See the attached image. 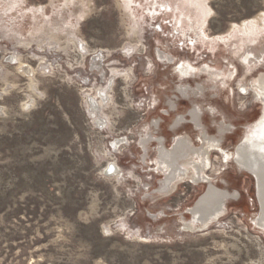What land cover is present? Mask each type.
<instances>
[{
    "label": "rangeland",
    "instance_id": "374dc122",
    "mask_svg": "<svg viewBox=\"0 0 264 264\" xmlns=\"http://www.w3.org/2000/svg\"><path fill=\"white\" fill-rule=\"evenodd\" d=\"M15 1H0V10L12 4L0 21V264H264L252 176L211 151L206 173L240 197L217 223L191 229L189 208L205 185L181 180L157 193L165 176L158 143L147 142L163 136L170 148L178 133L201 146L199 130L178 117L193 106L176 90L175 65L188 59L225 74L236 68L224 88L207 87L196 101L209 134L224 115L235 125L222 148L255 122L261 105L249 85L264 72V0ZM96 51L103 77L91 69ZM248 54L263 58L249 67ZM19 64L35 70L33 80ZM99 88L106 97L95 100L94 118L87 101Z\"/></svg>",
    "mask_w": 264,
    "mask_h": 264
},
{
    "label": "bare ground",
    "instance_id": "6f19581e",
    "mask_svg": "<svg viewBox=\"0 0 264 264\" xmlns=\"http://www.w3.org/2000/svg\"><path fill=\"white\" fill-rule=\"evenodd\" d=\"M4 1L5 2L9 1L12 4L16 3L15 0H4ZM12 4L8 3L5 9L0 10V21H5L4 15H6L7 11L11 9ZM78 11L81 12L80 7H78ZM259 19L260 18L257 17L255 20H252L250 22H243L241 25L242 29L248 31L249 27L252 26L256 27L255 22L259 21ZM6 27L10 29L9 34H13L14 30L13 28H11L12 24L8 23ZM0 28H1V24H0ZM194 31L196 34L198 33L197 30ZM4 36L6 37L5 34L0 33V37L4 38ZM16 36L17 37L15 38L16 40L15 42L18 43L20 40L19 35L16 34ZM43 38L46 41L45 44H47L48 46H52L53 41L51 40L50 34H48V37L43 36ZM154 50L156 51L157 49L155 48ZM89 55L92 59L91 69L94 71L96 70L100 74V77H103L104 67L101 63L102 62L101 59L104 56L102 52L96 51L95 53ZM163 56H164L163 53L158 52L157 59L159 61H163L164 60ZM262 58L263 55L261 54L256 56L255 54L254 55L248 54L246 56L245 62L249 67H253L258 62L256 60ZM11 60L12 61L15 60L14 54L11 57ZM173 60L174 59L172 57L168 56L166 62L172 63ZM229 66H231L232 68L229 67L231 70H229L228 73L225 74L226 72L223 69L213 67L209 64L195 66L191 61H189V59L184 61H179V63L175 65L174 71L178 73V78L180 79L176 87V90L184 100H190L193 103V106L189 110L188 115L185 116L183 114H179L178 117L180 120L194 124L196 129L199 130L200 136L198 140L201 146L199 148L194 147L192 143L193 141L188 134L182 135L175 133V137L173 136L174 138L170 148H168L165 145V139L163 136H154L152 134L148 135L149 140H147V142L154 141L158 143V145H156L155 163L157 165V170L162 172L165 176L164 181H162L160 185V189L157 190V193L171 190L173 187H175L177 182L181 180H185V181L189 180L194 183H203L205 185V188L203 192L195 199L194 201L195 204L193 203L194 206H198V207H194L192 205L189 208L191 213V219H187L185 225L187 227H190L191 224L193 225V227L196 225H197L196 227L199 226L205 227L211 223H217L219 218L222 217L224 214H226L228 209L227 203L229 199L240 197V193L237 190L230 191L228 188H226L227 187L226 180L224 179L222 180L221 183H223L225 187L221 188L216 184V180L206 173V171L210 168V163H211L209 154L211 151L217 150V152H219V154L222 156L223 162L227 163L228 161H232L240 171L246 172L252 176L256 188L255 190L256 200L259 205V211L252 218V222L255 224L256 228H258L261 232L264 233V72H259L255 76V78L251 80L249 85V90L253 95L252 96L253 99L255 100V102L261 105L260 114L255 120V122L247 127L242 137L232 147V149L225 150L224 148H222V143L225 139V135L235 130V125L232 123L226 124L225 120L228 118L224 115L220 120V124L217 127L218 134L217 135L209 134L201 121L203 108L198 104H196L197 103L196 101H198L199 96H201L202 94L204 95V92L206 91L207 87L213 91L220 90L221 88L220 86L224 88V86H226V84L228 83V80H231L233 78V76L235 75L236 68L232 64ZM227 67L228 64H225V68ZM17 68L19 71H21V73H23L25 76L33 80L32 78L35 74V70L31 66L27 64H19ZM3 70L4 69L0 67L1 76ZM201 75H204L205 78ZM189 79L193 80V84L189 81ZM239 91L243 92L242 89H239ZM105 93H106V89L99 88L96 93V96H90V95L88 96L87 102L90 103L89 105L91 106L93 105L92 108L93 111L94 108L97 109L95 100L100 99L102 104L104 97H106ZM223 97L225 96L223 95ZM169 103L171 105L170 108L176 110L177 102L170 101ZM206 110L211 112L212 115L215 114V111H213L214 106L212 104H209V107ZM91 113L93 114V117L96 118L95 111L94 113L91 111ZM161 113L164 116L169 114L167 109L165 111L163 110V112ZM188 117L189 120L187 121ZM179 119L178 121L174 119L175 122L172 124L173 129H176L177 125L181 123L179 122ZM153 122L157 125H159L160 123L157 122L156 119ZM146 138L147 137H145L143 141H145ZM112 144L111 145L114 148L118 145L117 141H115ZM143 148H144V152L146 153L147 151L146 148L145 147ZM143 156L146 157L144 153ZM113 169L114 168L109 166L107 168V173L111 172ZM197 208H201V210L200 209L198 210ZM190 228L192 229V227Z\"/></svg>",
    "mask_w": 264,
    "mask_h": 264
},
{
    "label": "water",
    "instance_id": "95a60500",
    "mask_svg": "<svg viewBox=\"0 0 264 264\" xmlns=\"http://www.w3.org/2000/svg\"><path fill=\"white\" fill-rule=\"evenodd\" d=\"M255 190H256V188H255ZM195 204V203H194ZM194 204H193V206H194ZM194 207H198V206H194ZM198 210L200 209L201 210V208H197ZM189 212H190V209H189Z\"/></svg>",
    "mask_w": 264,
    "mask_h": 264
}]
</instances>
